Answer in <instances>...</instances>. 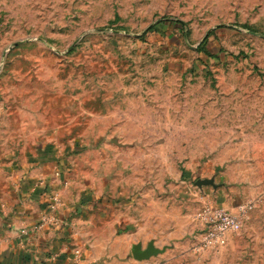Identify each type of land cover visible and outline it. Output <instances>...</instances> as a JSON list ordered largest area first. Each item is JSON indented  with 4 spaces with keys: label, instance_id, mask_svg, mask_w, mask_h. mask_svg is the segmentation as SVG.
I'll return each instance as SVG.
<instances>
[{
    "label": "rangeland",
    "instance_id": "rangeland-1",
    "mask_svg": "<svg viewBox=\"0 0 264 264\" xmlns=\"http://www.w3.org/2000/svg\"><path fill=\"white\" fill-rule=\"evenodd\" d=\"M22 216L65 264H264V0H0V234Z\"/></svg>",
    "mask_w": 264,
    "mask_h": 264
},
{
    "label": "crops",
    "instance_id": "crops-1",
    "mask_svg": "<svg viewBox=\"0 0 264 264\" xmlns=\"http://www.w3.org/2000/svg\"><path fill=\"white\" fill-rule=\"evenodd\" d=\"M19 218H22V222L19 223L20 220H18L11 231L0 234V264H65L67 256L61 249L63 242L56 239L57 234L42 230L34 237L21 235L20 231L26 226H32L34 220L29 219V223L24 224L25 217ZM24 232L27 231L24 230ZM38 253L40 256H37ZM49 254L51 258L46 259Z\"/></svg>",
    "mask_w": 264,
    "mask_h": 264
},
{
    "label": "built area",
    "instance_id": "built-area-1",
    "mask_svg": "<svg viewBox=\"0 0 264 264\" xmlns=\"http://www.w3.org/2000/svg\"><path fill=\"white\" fill-rule=\"evenodd\" d=\"M252 208L251 204L240 205L235 211L218 206H205L198 216L201 229L194 250L202 252L225 246L229 236L242 229Z\"/></svg>",
    "mask_w": 264,
    "mask_h": 264
},
{
    "label": "water",
    "instance_id": "water-1",
    "mask_svg": "<svg viewBox=\"0 0 264 264\" xmlns=\"http://www.w3.org/2000/svg\"><path fill=\"white\" fill-rule=\"evenodd\" d=\"M132 251L135 259L137 260L148 259L152 256L158 255L161 252V250L155 248L153 244L149 245L146 250H141L140 246L137 245L133 247Z\"/></svg>",
    "mask_w": 264,
    "mask_h": 264
}]
</instances>
